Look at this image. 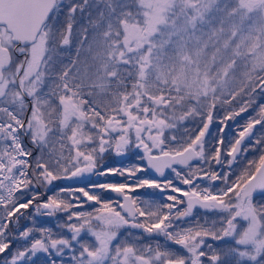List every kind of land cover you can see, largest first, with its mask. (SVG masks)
Returning a JSON list of instances; mask_svg holds the SVG:
<instances>
[{
  "label": "snow or ice",
  "instance_id": "obj_1",
  "mask_svg": "<svg viewBox=\"0 0 264 264\" xmlns=\"http://www.w3.org/2000/svg\"><path fill=\"white\" fill-rule=\"evenodd\" d=\"M0 264H264V0H0Z\"/></svg>",
  "mask_w": 264,
  "mask_h": 264
},
{
  "label": "flooded vegetation",
  "instance_id": "obj_2",
  "mask_svg": "<svg viewBox=\"0 0 264 264\" xmlns=\"http://www.w3.org/2000/svg\"><path fill=\"white\" fill-rule=\"evenodd\" d=\"M110 162H115L112 160V158L110 157L109 158ZM92 181H100L101 180V177H92L91 178ZM89 181L88 180H82L80 182H73V181H67V182H64L67 186H84L85 184H87ZM60 183V182H58Z\"/></svg>",
  "mask_w": 264,
  "mask_h": 264
},
{
  "label": "rangeland",
  "instance_id": "obj_3",
  "mask_svg": "<svg viewBox=\"0 0 264 264\" xmlns=\"http://www.w3.org/2000/svg\"><path fill=\"white\" fill-rule=\"evenodd\" d=\"M229 127H232V122H230ZM215 130H216V127L212 126V131L215 132ZM229 135H231V133H229ZM103 179H105V178H101V180H103ZM107 179H113V178L112 177H108ZM141 191H143V190H141ZM39 219L40 218H38V221H39L40 224L47 225V226H53V224L50 221H42L43 219H40V220Z\"/></svg>",
  "mask_w": 264,
  "mask_h": 264
},
{
  "label": "trees",
  "instance_id": "obj_4",
  "mask_svg": "<svg viewBox=\"0 0 264 264\" xmlns=\"http://www.w3.org/2000/svg\"><path fill=\"white\" fill-rule=\"evenodd\" d=\"M213 126L216 127L215 124ZM38 218L43 219L42 221H50L53 224V227L55 226V219L54 218H47V217H42V218L41 217H38Z\"/></svg>",
  "mask_w": 264,
  "mask_h": 264
},
{
  "label": "water",
  "instance_id": "obj_5",
  "mask_svg": "<svg viewBox=\"0 0 264 264\" xmlns=\"http://www.w3.org/2000/svg\"><path fill=\"white\" fill-rule=\"evenodd\" d=\"M82 181V180H81ZM73 182H80V181H73Z\"/></svg>",
  "mask_w": 264,
  "mask_h": 264
}]
</instances>
